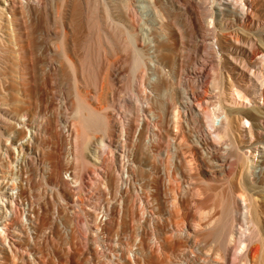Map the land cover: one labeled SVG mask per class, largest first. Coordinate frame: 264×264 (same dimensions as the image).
<instances>
[{
  "label": "bare ground",
  "instance_id": "obj_1",
  "mask_svg": "<svg viewBox=\"0 0 264 264\" xmlns=\"http://www.w3.org/2000/svg\"><path fill=\"white\" fill-rule=\"evenodd\" d=\"M261 18L264 0H0V264H208L204 245L264 264Z\"/></svg>",
  "mask_w": 264,
  "mask_h": 264
},
{
  "label": "rangeland",
  "instance_id": "obj_2",
  "mask_svg": "<svg viewBox=\"0 0 264 264\" xmlns=\"http://www.w3.org/2000/svg\"><path fill=\"white\" fill-rule=\"evenodd\" d=\"M264 23V19L261 18L260 19V24ZM257 41V39H256ZM186 49L185 52V59L187 57H189L190 60H192V55H191V51H190V47L189 46H184ZM53 50L56 51L55 47H53ZM176 54H179L180 50L178 47H176ZM255 58H258V56H254V59L252 60V62L255 63ZM185 59H183L185 61ZM182 60V59H181ZM184 65V64H182ZM180 68H178L179 70ZM129 70L124 74L123 77V81L121 83L122 87H125L126 85H130V87H132L134 84L132 83L131 80V76L129 74ZM180 71L177 72V74H179ZM42 89L43 92L45 93L46 96V100H45V104L47 105L51 112H53L56 108V105L58 103V101H62L64 104H68V99L66 98V90L64 87H62L60 85V82L58 80L55 79V77H51V78H46V80L42 83ZM62 236L58 237V238H53V244L57 247V248H61L66 252H71L73 251L72 248L70 247V245L68 244H64V234H65V229H62L61 231ZM201 245H204L203 243H201ZM201 260L204 262H208V264L211 263V261H216L217 258L215 256V254L212 253V248L210 247V245H204V252L201 255ZM170 263L172 264H180V261L177 258H172L170 260ZM64 264V263H61ZM167 264V263H164Z\"/></svg>",
  "mask_w": 264,
  "mask_h": 264
}]
</instances>
